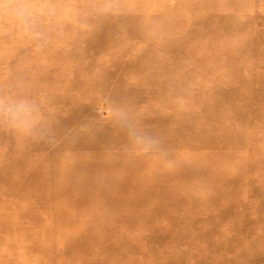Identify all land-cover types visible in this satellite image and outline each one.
<instances>
[{
    "label": "rangeland",
    "instance_id": "374dc122",
    "mask_svg": "<svg viewBox=\"0 0 264 264\" xmlns=\"http://www.w3.org/2000/svg\"><path fill=\"white\" fill-rule=\"evenodd\" d=\"M26 2L29 31L0 6V103L37 109L0 121V264H264V0Z\"/></svg>",
    "mask_w": 264,
    "mask_h": 264
},
{
    "label": "clouds",
    "instance_id": "9594fccd",
    "mask_svg": "<svg viewBox=\"0 0 264 264\" xmlns=\"http://www.w3.org/2000/svg\"><path fill=\"white\" fill-rule=\"evenodd\" d=\"M0 6H3L25 31H29L35 25L33 9L26 0H19L14 5L5 4L3 0H0ZM36 111V106L27 100L0 103V121H7L22 131H30L34 122L33 113Z\"/></svg>",
    "mask_w": 264,
    "mask_h": 264
},
{
    "label": "bare ground",
    "instance_id": "6f19581e",
    "mask_svg": "<svg viewBox=\"0 0 264 264\" xmlns=\"http://www.w3.org/2000/svg\"><path fill=\"white\" fill-rule=\"evenodd\" d=\"M236 57V59H241V55L240 54H238V55H236L235 56ZM252 57V51H251V49L249 48L248 49V55H247V60H250V58ZM196 71L197 70H195V71H193L192 73H190V75H195V73H196ZM238 71H240V67L238 68ZM201 77L203 76V75H201V74H199ZM179 76H183V80L186 78L187 79V77L185 76V73L184 72H180V74H179ZM235 80V79H234ZM234 84V83H233ZM236 84V83H235ZM252 86V85H251ZM251 86H249V87H245V86H243V88L245 89V91H248L249 92V89H250V87ZM211 87V86H210ZM180 91H188V90H192V88H190V86L189 87H187V88H185V87H183V86H180L179 88H178ZM213 88H211L210 89V91L212 90ZM239 90H240V88H239ZM237 96H238V94H237ZM221 155V154H220ZM13 160V159H12ZM3 164H5V163H3ZM6 165H7V162H6ZM15 165H16V163H15ZM8 166H10V165H8ZM15 167L16 166H14L13 168H12V180L14 179V174L16 173V170H15ZM11 171H7V172H11ZM0 172H1V170H0ZM29 174V173H28ZM8 177H10V176H8ZM26 178V177H25ZM0 180L1 181H3L2 180V177H1V174H0ZM115 186H116V184H115ZM5 187H6V185H5ZM6 190V192H7V194H9V195H11V196H14V197H17V198H19V196H18V193H17V191L16 190H14V188L13 189H4L3 188V184H2V191L4 192ZM29 190V189H28ZM26 191V190H25ZM127 191V190H126ZM128 193V192H127ZM125 199V198H124ZM129 199V198H128ZM129 203V202H128ZM111 205V204H110ZM42 212V211H41ZM115 219V218H114ZM113 224V223H112ZM105 225V224H104ZM108 225V224H107ZM114 227V226H113ZM173 228V227H172ZM3 229V228H2ZM108 229V228H107ZM117 247V246H116ZM111 263V262H110ZM112 264V263H111Z\"/></svg>",
    "mask_w": 264,
    "mask_h": 264
}]
</instances>
